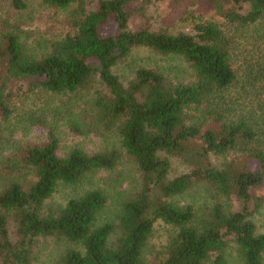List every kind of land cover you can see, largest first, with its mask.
Here are the masks:
<instances>
[{
    "label": "trees",
    "instance_id": "1",
    "mask_svg": "<svg viewBox=\"0 0 264 264\" xmlns=\"http://www.w3.org/2000/svg\"><path fill=\"white\" fill-rule=\"evenodd\" d=\"M11 2L27 9L25 0ZM42 2L75 6L69 31L48 55L29 56L11 25L0 32V264H41L42 256L43 264H208L212 257L226 264L230 247L240 264H264V232L253 220L264 206L256 193L264 188V0H205L224 23L200 20L195 34L132 30L150 0H96L93 9L87 0ZM138 47L181 59L190 81L139 67L125 85L114 68ZM38 91L86 93L92 122H70L71 129L114 133L120 148L74 147L62 156L54 129L35 116L22 120L49 128L47 141H13L16 97ZM124 155L141 182L112 220L100 222L109 202L100 187L55 201L60 186L78 188L92 174L115 170ZM174 157L189 172L172 178ZM195 185L212 201L199 215L175 201ZM157 224L170 234L151 258ZM47 243L54 244L49 254Z\"/></svg>",
    "mask_w": 264,
    "mask_h": 264
},
{
    "label": "rangeland",
    "instance_id": "2",
    "mask_svg": "<svg viewBox=\"0 0 264 264\" xmlns=\"http://www.w3.org/2000/svg\"><path fill=\"white\" fill-rule=\"evenodd\" d=\"M26 10H16L12 6L11 0H0V32L5 25L13 26L17 30L24 43L25 52L32 58L40 59L48 55L52 45L60 41L69 31V16L73 6L67 10L55 9L45 6L42 0H25ZM90 9L95 7L96 0H87ZM144 14L132 19L131 29L137 30L142 26H147L155 32H167L169 34L188 33L195 34V25L200 20L210 21L223 25L224 18L221 17L214 8L207 5L205 0H150L145 7ZM112 27L107 32H113ZM139 67L156 69L164 73L170 79L176 81L178 78H186V83L191 76L188 72V65L181 59L173 56H162L159 53L146 48H135L129 58L121 62L114 68V72L120 77L121 81L128 85L133 79L134 72ZM87 92V91H84ZM90 93V92H89ZM19 107L20 117L13 120V127L17 130L12 133L13 141L18 143L42 144L47 141L49 128L39 125H31L28 121L29 116L46 121L48 126L53 128L60 140V155L67 154L74 147H78L87 153L101 152L120 148L118 138L114 133L77 135L70 127V122L85 124L92 122L91 106L92 99L86 93L78 97L74 95H54L46 91L37 93H20L16 97ZM20 122L29 126L28 130L23 131ZM172 178L189 172V167L182 160L171 158ZM141 173L135 163L123 156L121 162L113 171H100L90 175L89 179L78 188L71 189L68 186L58 188L55 201L65 203L70 195L82 191L91 186L102 188L109 197L108 206L102 213L100 222L112 220L118 209V203L130 190L132 191L141 182ZM24 177L31 179V175ZM257 195L264 197V188L257 190ZM178 205H193L198 212L205 205L210 206L212 201L205 189L195 185L186 194L175 199ZM258 232H264V206L253 218ZM15 230L11 226V231ZM170 234V228L157 224L155 237L151 244L152 255L155 258L165 245L166 239ZM54 247L53 243H47L44 253L49 254ZM41 264L47 259L42 256ZM214 257L208 264H212ZM226 264H240L237 253L233 247L225 252ZM48 261V260H47Z\"/></svg>",
    "mask_w": 264,
    "mask_h": 264
}]
</instances>
